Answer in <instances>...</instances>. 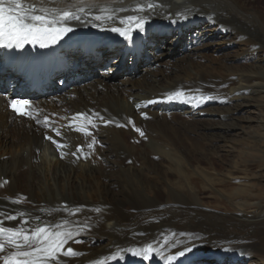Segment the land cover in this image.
<instances>
[{
    "label": "bare ground",
    "instance_id": "obj_1",
    "mask_svg": "<svg viewBox=\"0 0 264 264\" xmlns=\"http://www.w3.org/2000/svg\"><path fill=\"white\" fill-rule=\"evenodd\" d=\"M16 3L21 14L35 7L37 14L69 11L87 18L71 21L73 32L61 39L66 82L82 80L84 71L118 55L84 87L58 97L25 92L31 102L27 120L7 110L22 79L14 72L0 76V220L17 217L3 226L19 227L27 219L25 228L52 225L72 232L64 251L71 247L78 255H60L50 264H169L166 258L185 247L191 251L173 264H264V209L243 211L257 203L248 202V183L229 174L236 160L227 159L225 169L199 165L211 152L228 158L248 136L264 138V113L255 102L264 99V14L247 0H5V7ZM127 16L147 18L144 31L133 28L131 42L110 31L127 29L131 21L119 22ZM79 43L92 55L72 48ZM126 48L137 56L117 79ZM2 64L0 56V69ZM6 85L11 87L4 94ZM179 91L184 95L168 99ZM78 113L92 135L76 129ZM52 140L65 146L58 149ZM237 151V160L259 155ZM202 174L205 189L220 194V186L233 179L225 196L244 202H236L232 213L201 207L195 196ZM252 179L264 184V175ZM149 244V259L132 254ZM14 251L5 241L0 257Z\"/></svg>",
    "mask_w": 264,
    "mask_h": 264
},
{
    "label": "snow or ice",
    "instance_id": "obj_2",
    "mask_svg": "<svg viewBox=\"0 0 264 264\" xmlns=\"http://www.w3.org/2000/svg\"><path fill=\"white\" fill-rule=\"evenodd\" d=\"M154 7L155 5H148L149 9ZM21 8L22 5L20 3H16L14 7L11 4L5 7V0H0V48H23L26 44L39 45L41 48H44L50 44H56L67 34L73 32V28L68 26L71 21L88 22L86 17L69 11H64L56 15H49L46 11L45 14H37L36 8L32 7L30 10L21 14ZM137 10L143 11V6ZM80 11L83 12L84 10L80 9ZM121 11H125V9H121ZM92 19L99 21L101 17L94 16ZM124 20L131 21L132 24L127 29L111 27L110 31L118 33L126 41H133V28H138L139 31L145 30L146 17L127 16L119 18L121 24H123ZM95 26L99 27V25ZM183 95L184 93L179 91L173 95H169L168 99L172 100L175 97H181ZM26 105L27 102L22 103L15 100L11 102L13 111L20 115H26L22 111ZM76 115L83 116L84 114L78 113ZM100 119L104 121L105 125L111 123V121L104 120L102 116ZM71 124L72 121L69 122V126ZM117 126L121 127L122 125ZM53 131L56 132V135H61L55 129ZM137 131L139 130L137 129ZM87 134L91 135V133ZM139 134L141 136L144 135L143 132ZM45 139L52 138L46 136ZM52 143L56 144L58 149L65 146L57 140H52ZM93 143H95V140H93ZM89 147H92V145L90 144ZM81 149L82 146L78 145L77 152H80ZM73 155H76V153H73ZM61 158H63V155ZM16 219L17 217L11 214H8L4 218V220L8 221ZM36 219L39 220L40 217H36ZM4 220H0V253L4 250L5 241L14 246L15 251L10 255L0 257L3 259V264H50L51 261L58 259L60 255H78L71 247H68L66 252L64 251V245L69 240L74 239L72 232L63 233L55 231L52 225H39L34 228H25L23 225L29 223L27 219L22 220L20 222L21 226L19 227H4ZM131 251L133 255H141L147 260L154 251V247L149 244L142 249H132ZM187 251H191V248L185 247L184 251L177 253V256L167 257L166 259L169 261V264H173V261L177 257L184 256ZM18 257L23 259H18Z\"/></svg>",
    "mask_w": 264,
    "mask_h": 264
},
{
    "label": "rangeland",
    "instance_id": "obj_3",
    "mask_svg": "<svg viewBox=\"0 0 264 264\" xmlns=\"http://www.w3.org/2000/svg\"><path fill=\"white\" fill-rule=\"evenodd\" d=\"M247 4L249 6H251V8L253 10L256 9L255 11L258 10L259 12L264 14V0H247ZM170 34H172V33H170ZM172 36H173V34H172ZM172 36H170V38ZM236 64H238V63L236 62ZM248 64H249L248 62H245V63L242 62L241 64H238V65L242 66V65H248ZM226 82H228V81H226ZM219 86H221V85H219ZM219 86H217V87H219ZM217 87L215 88V90L218 89ZM255 102L257 103L258 108L264 113V99H258V100H255ZM245 115L246 114H243L242 116H245ZM187 125H189V123ZM260 133H264V131H262ZM256 138L257 137L248 136L243 141V143H242L243 145L242 146L237 145V147H234V150H236L235 152L230 151V153L228 154L229 155L228 158L225 157L226 155L221 154V152H218V151L214 150V151H216L218 153L216 154V153H212L211 152V156H210V158H208V160L205 157H202L200 155L201 156V160H199V162H200L199 165H201L202 167H207V166H209V163H211V164L214 163L213 166L215 167V165H216V168H218V169L219 168H224V167H226L225 164H229L230 163V162H227V159H228V161L230 159H232V158H234L233 160H236L235 161L236 164L235 165L232 164L234 166L229 171L230 172L229 174L231 175V177L232 176L239 177L240 178L239 181H241L242 183H245V182L248 183V185H249V187L251 189L250 198H249L248 202L257 203L256 205H253L254 207H252L251 205L242 206L243 207V211H245L247 213L250 212V211L254 212V213H261L262 210L264 209V184L256 185L257 182L254 179H252L253 176H255V175H264V138H261V140L259 142L257 140L258 138L257 139ZM196 141L199 142V144L201 146L204 144L203 147L206 150L208 149V146L206 145L207 144L206 141H202V140H199V139L196 140ZM200 141H202V142H200ZM223 145H224V143L220 144V148ZM186 146H187V144H186ZM224 148H226V146H224ZM238 148L239 149L244 148V150L249 152V153H254V154L255 153H259V155H258L257 158H254V157L252 158L251 156H248V158L245 159V160H237L236 159L237 157L235 158L234 156H237ZM235 167H237L239 170H246V172H244L245 174L241 173V172H235L236 170L233 171V169H235ZM208 172L209 173H215V172H212V171H208ZM207 176L209 177V175H207ZM202 178H203V180L201 181V183H198V185H197V189L198 190L201 189L202 191L198 192L197 197L195 196V199L198 200L199 205L201 207H203L205 209L213 210V211L219 212V213L220 212L232 213L233 211H235L237 209L238 205L235 204L236 202L237 203H239V202L243 203L244 202L242 200V198H238L236 200L229 201L226 198V196H225V195L228 194V191L231 190L232 187H234L235 182H234L233 179L230 180V184L229 185L222 184L220 186V187H223V189H222L223 192L220 194L218 189H216L217 191H215V192H213L212 190H209V189L206 190L205 187L207 188V186H208L207 185L208 184V179L203 174H202ZM5 184H7V183H5Z\"/></svg>",
    "mask_w": 264,
    "mask_h": 264
}]
</instances>
